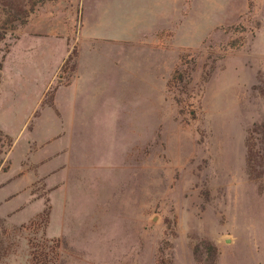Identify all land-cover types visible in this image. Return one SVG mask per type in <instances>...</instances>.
Returning <instances> with one entry per match:
<instances>
[{"label":"rangeland","instance_id":"rangeland-1","mask_svg":"<svg viewBox=\"0 0 264 264\" xmlns=\"http://www.w3.org/2000/svg\"><path fill=\"white\" fill-rule=\"evenodd\" d=\"M57 1L0 0V264H264V0H169L91 70L69 41L40 93Z\"/></svg>","mask_w":264,"mask_h":264},{"label":"crops","instance_id":"crops-1","mask_svg":"<svg viewBox=\"0 0 264 264\" xmlns=\"http://www.w3.org/2000/svg\"><path fill=\"white\" fill-rule=\"evenodd\" d=\"M165 3L169 0H59L44 6L22 28L18 40L20 65L38 46L50 55L56 44L62 46L60 58L45 78L42 93L53 72L67 57L69 41L76 39L80 60L82 57L87 63L85 68L91 70L98 67L97 60L106 46H118L119 37L139 38L141 26L155 31Z\"/></svg>","mask_w":264,"mask_h":264}]
</instances>
